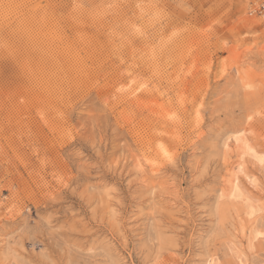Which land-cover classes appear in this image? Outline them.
I'll list each match as a JSON object with an SVG mask.
<instances>
[{
  "label": "rangeland",
  "instance_id": "1",
  "mask_svg": "<svg viewBox=\"0 0 264 264\" xmlns=\"http://www.w3.org/2000/svg\"><path fill=\"white\" fill-rule=\"evenodd\" d=\"M0 264H264V0H0Z\"/></svg>",
  "mask_w": 264,
  "mask_h": 264
},
{
  "label": "bare ground",
  "instance_id": "2",
  "mask_svg": "<svg viewBox=\"0 0 264 264\" xmlns=\"http://www.w3.org/2000/svg\"><path fill=\"white\" fill-rule=\"evenodd\" d=\"M240 134L242 135V133H240ZM240 134H239V135H240ZM237 136H238V135H237ZM234 138H235V137H234ZM238 138H239V137H238ZM238 138H236V139H238ZM241 139H242V137H241ZM241 139H240V140H241ZM246 139H247V138H246ZM245 141H248V140H245ZM238 142H239V141H238ZM233 143H234V142H233ZM240 143H241V142H240ZM247 143H248V142H247ZM235 144H236V142H235ZM237 144H238V143H237ZM237 144H236V145H237ZM225 145H227V144L225 143ZM232 145H234V144H232ZM236 145H235V146H236ZM246 145H247L246 143H243V142H242V144H239L238 147H237V146H236V147H237L238 149H242V150H243V146L246 148ZM225 147H226V146H225ZM249 147H250V146H249ZM249 147H248V148H249ZM228 148H229V147H228ZM228 148H227L226 150H228ZM245 148H244V149H245ZM229 149H230V148H229ZM250 149H251V147H250ZM234 150H235V149H234ZM230 151H231V150H230ZM237 151H238V150H237ZM240 151H241V150H240ZM243 151H244V150H243ZM246 151H247V150H246ZM246 151H245V152H246ZM250 151H251V150H250ZM227 152H228V151H227ZM235 152H236V151H235ZM252 152H254V151L252 150ZM247 153H248V152H247ZM226 154H227V153H226ZM251 154H253V153H251ZM239 155H240V154H239ZM241 155H244V154H242V152H241ZM247 156H248V155H247ZM226 159H227V158H226ZM226 162H227V161H226ZM226 162H225V163H226ZM224 165H225V164H224ZM228 165H229V164H228ZM230 171H232V170H230ZM235 171H236V170H235ZM228 174H229V173H228ZM230 175H231V174H230ZM233 175H235V174H233ZM229 178H230V177H229ZM231 180H232V179H231ZM233 182H234V181H233ZM233 182H232V184H234ZM227 183H228V182H227ZM227 183H225V184H227ZM225 186H226V185H225ZM232 186H233V185H232ZM227 187H228V189H230L229 186H227ZM233 187L236 188V184H235ZM228 189H227L226 191H228ZM231 189H233V188H231ZM231 189H230V190H231ZM223 190H224V189H223ZM231 191H232V190H231ZM235 191H236V190H235ZM229 192H230V191H229ZM224 193H225V191H224ZM233 193H235V192H233ZM222 194H223V193H222ZM228 195L231 196V194H228ZM232 197L235 198L236 196L233 195ZM241 201H242V200H241ZM242 202H243V201H242ZM247 203H248V202H247ZM247 209H248V208H247ZM247 209H246V210H247ZM249 214H250V213H249ZM257 235H258V234H257ZM250 239H251V238H250ZM250 239H249V240H250ZM251 240H252V239H251ZM249 242H251V241H249ZM250 244H251V243H250Z\"/></svg>",
  "mask_w": 264,
  "mask_h": 264
}]
</instances>
